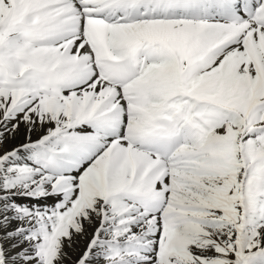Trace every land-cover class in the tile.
Masks as SVG:
<instances>
[{
    "label": "snow or ice",
    "instance_id": "6c2138e0",
    "mask_svg": "<svg viewBox=\"0 0 264 264\" xmlns=\"http://www.w3.org/2000/svg\"><path fill=\"white\" fill-rule=\"evenodd\" d=\"M0 264H264V0H0Z\"/></svg>",
    "mask_w": 264,
    "mask_h": 264
}]
</instances>
